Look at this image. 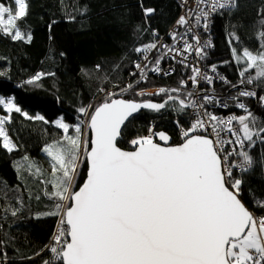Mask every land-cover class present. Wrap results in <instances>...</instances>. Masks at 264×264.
I'll return each instance as SVG.
<instances>
[{"label": "snow or ice", "instance_id": "6c2138e0", "mask_svg": "<svg viewBox=\"0 0 264 264\" xmlns=\"http://www.w3.org/2000/svg\"><path fill=\"white\" fill-rule=\"evenodd\" d=\"M193 4L181 0L186 13L168 34L172 43L160 42L153 30L156 39L135 48L139 59L129 72L134 83L116 86L118 98L101 89V102L77 109L78 122L69 124L63 117L53 122L62 133L42 149L50 158L48 177L39 179L43 170L23 158L20 167L38 179L52 204L43 215L59 218L43 264H264V215L246 206L243 181L237 178L252 170L250 153L264 145V120L244 102L255 100L264 109V20L254 49L241 45L234 33L229 36L234 84L220 75L217 64L205 63L206 49L213 45L202 39L212 17L231 10L234 0ZM153 12L144 9L145 17ZM28 14V0H0V36L31 43V32L20 26ZM95 67L101 70V65ZM177 68L184 77L177 87L138 90L150 75L171 76ZM44 75L55 74L38 73L25 83ZM217 82L236 95L218 98ZM128 91L160 101L123 98ZM141 110L174 112L179 142L171 143L172 137L155 125L127 138L128 124ZM0 112L2 148L9 153L16 145L5 125L13 113L48 123L22 111L11 96L0 95ZM259 163L264 167V160ZM249 196L254 208L264 210V194Z\"/></svg>", "mask_w": 264, "mask_h": 264}, {"label": "trees", "instance_id": "16d2710c", "mask_svg": "<svg viewBox=\"0 0 264 264\" xmlns=\"http://www.w3.org/2000/svg\"><path fill=\"white\" fill-rule=\"evenodd\" d=\"M28 3L29 14L20 26L21 30L31 32V43L0 36V72L4 73L0 76V95L14 97L22 111L29 116L41 115L48 123L13 113L5 128L16 149L11 153L4 150L0 138V264H43L49 258L45 246L59 225L58 217L43 215L51 210L52 204L43 195L44 186L38 179L20 167L25 163L23 158L28 157L29 163L35 162L43 170L39 179L48 177L50 158L42 149L59 140L62 133L53 122L63 117L64 122L74 124L80 116L78 108L103 100L105 92L101 89L118 93L116 86L134 83L129 72L139 59L135 48L155 40L153 30L159 40L166 37L181 13L178 0H28ZM146 8L154 9L147 17ZM222 11L213 20L214 49L207 53L205 63L217 64L220 75L235 84L237 70L231 60L229 36L234 33L241 45L256 47L255 37L264 20V0H235L231 10ZM71 16L75 20H70ZM97 64L101 65L100 71L95 67ZM38 73L55 75H44L34 84L25 83ZM182 78L177 68L176 74L169 78L150 76L138 90L174 88ZM215 88L227 95L236 92L219 82ZM122 95L125 99L160 101V97H136L131 91ZM245 103L264 120V109L255 100ZM174 119L175 113L170 110L143 111L128 124L126 136L130 139L144 135L147 126L155 125L157 131H165L172 137L171 143H178ZM250 154L254 160L252 170L242 176L237 174V178L243 181L241 198L260 216L264 210L253 207L249 194L257 197L264 194V167L259 163L264 160V145L258 144ZM36 195L41 198L35 199Z\"/></svg>", "mask_w": 264, "mask_h": 264}, {"label": "built area", "instance_id": "2783aa9c", "mask_svg": "<svg viewBox=\"0 0 264 264\" xmlns=\"http://www.w3.org/2000/svg\"><path fill=\"white\" fill-rule=\"evenodd\" d=\"M234 2H235V0H234ZM178 3H179V5H180V9H181V13H180L179 16H181V15H185V13H186V8L181 7V0H178ZM188 6H190V7H194L193 0H189V5H188ZM216 16H217V14L214 15V16L212 17V19H211V22H210V24H209L208 34H207V35H202V39L209 40V41L211 42V44L213 45V47H211V48H209V49H206L207 53H208L209 51H211V50L214 49V44H213L214 36H213L212 26H213V20H214V18H215ZM178 18H179V17H178ZM175 22H176V21H175ZM175 27H176V24L174 23V25L169 29V31H168L166 37H163V38L160 40V42H163V43H169V44L172 43V41L170 40L168 34H169V33H170ZM180 30L182 31V29H180ZM157 55H159V53H157ZM170 63H171V62H169V64H170ZM169 64H164L163 67H164L165 69H167V67L169 66ZM201 67L203 68L204 65L202 64ZM174 75H175V74H173V75H171V76H174ZM150 76H156V75H150ZM150 76H149V77H150ZM171 76H159V77H161V78H169V77H171ZM157 90H158V89H157ZM151 91L155 92L156 90H147L146 92H149V93H150ZM263 94H264V93H263ZM216 95H217V97L220 98V99H228V97H229L230 94L227 95V94L220 93V92L216 91ZM231 95H236V92L232 93ZM245 100H251V99L245 98ZM229 102L231 103V101H229ZM244 102H245V101H244ZM225 111H226V110H225ZM237 114H241L240 110H237Z\"/></svg>", "mask_w": 264, "mask_h": 264}, {"label": "water", "instance_id": "95a60500", "mask_svg": "<svg viewBox=\"0 0 264 264\" xmlns=\"http://www.w3.org/2000/svg\"><path fill=\"white\" fill-rule=\"evenodd\" d=\"M143 111H149V110H141L139 113L135 114V116L139 115L141 112ZM162 111V110H161ZM149 112H152V111H149Z\"/></svg>", "mask_w": 264, "mask_h": 264}, {"label": "rangeland", "instance_id": "374dc122", "mask_svg": "<svg viewBox=\"0 0 264 264\" xmlns=\"http://www.w3.org/2000/svg\"><path fill=\"white\" fill-rule=\"evenodd\" d=\"M151 92H153V91H151ZM151 92H150V93H151ZM118 96H120V93H119V92L117 93V97H118ZM0 114H4V113L0 112ZM40 116H41V115H40ZM60 118H61V117H60ZM58 119H59V118H58Z\"/></svg>", "mask_w": 264, "mask_h": 264}]
</instances>
